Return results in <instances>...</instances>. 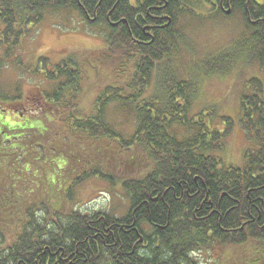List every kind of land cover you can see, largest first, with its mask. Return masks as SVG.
Masks as SVG:
<instances>
[{
  "label": "trees",
  "instance_id": "trees-1",
  "mask_svg": "<svg viewBox=\"0 0 264 264\" xmlns=\"http://www.w3.org/2000/svg\"><path fill=\"white\" fill-rule=\"evenodd\" d=\"M206 8L225 17L237 12L245 32L229 50L201 60L203 76L229 74L237 65L250 64L264 76V1L142 0L135 8L130 0H0V46L15 49L45 15L65 10L103 25L106 55L99 58L115 55L116 62L113 81L99 90L90 113L84 114L77 96L89 66L85 69L87 64L79 63L75 52L53 63L39 58L41 74L51 85L40 98L28 100L36 101L33 111L42 117L28 116L31 126L11 130L27 134L7 159L27 154V159L14 158L15 164L30 163V156L31 161L55 164L60 154L75 161L67 176L70 188L92 177L109 183L120 178L129 202L119 218L107 212L51 211L50 197L61 196L67 202L74 191L47 178L42 185L46 194L25 207L12 236L2 221L13 202L0 199V264H199L194 254L204 249L239 246L248 240L264 248L263 82L252 77L253 92L239 96L247 145L242 162L233 164L222 155L231 118L217 115L214 106L193 113L197 80H178L171 73L173 60L185 50L181 46L186 28L180 22L201 18ZM154 77L155 87L145 96ZM12 99L22 103L19 92ZM111 105L133 118L128 137L108 122ZM221 121L230 124L221 129ZM78 142L97 144L117 158L127 156L129 173L121 166L111 169L102 158L70 160L71 148L66 147L78 149Z\"/></svg>",
  "mask_w": 264,
  "mask_h": 264
},
{
  "label": "rangeland",
  "instance_id": "rangeland-1",
  "mask_svg": "<svg viewBox=\"0 0 264 264\" xmlns=\"http://www.w3.org/2000/svg\"><path fill=\"white\" fill-rule=\"evenodd\" d=\"M256 1L262 3L264 0ZM179 25L186 28V43L181 46L185 50L181 49L178 53L179 56H176L171 64L172 77L178 80L184 78L197 80L198 93L194 101L193 113L204 110L208 106H214L217 115L231 118L232 126H229L230 123L227 125L226 122H220L221 129L226 126L231 128L222 155L226 163L239 164L242 162L247 145L245 132L241 127L242 114L239 96L241 93L253 92L250 83L252 77L261 80L264 85V76L262 73H258L256 67L251 64L242 66L236 64V68L229 74L227 73L228 75L203 76L202 68L199 65L204 57L229 50L234 46L237 38L244 36L242 34L245 32V26L241 16L237 12L231 13L227 17L214 15L206 8V10H201V18L185 17ZM105 32L106 29L103 28V25L89 23L74 12L60 10L45 15L43 21L34 28L32 33L21 39L15 49L6 48L4 45L0 46V61H2L0 64V103L5 104L6 107L17 106L19 99L12 98L18 92L19 95H22V99H20L22 104L29 106L31 102L34 103L26 96L38 99L41 93L48 90L51 85L41 74L44 67L39 58L43 57L46 59L45 62L53 63L66 54L75 52L76 60L82 65L87 64L85 69L86 66H89L90 70L87 72L82 92L77 96L79 108L84 114L90 113L99 90L113 81L115 55L99 58L106 55L103 54L106 51L104 48ZM5 53H9L10 56L4 57ZM154 81L156 83V77L147 86L145 96L152 92L155 87ZM159 85L161 86V84ZM5 113L7 116L10 114L9 110H6ZM5 113L0 114V119H8ZM26 115L29 117L35 115L37 119L42 117L36 110H31ZM11 117L14 115L11 114ZM14 118H18V116ZM107 120L113 125L115 131L124 137H128L133 131V118L113 105L108 109ZM31 123L32 126L35 125L33 121ZM18 127L15 126V128ZM8 129L0 128V199L5 202L8 200L7 198L12 199L13 204L9 205L3 213L2 226L14 236L16 234L15 225L21 221L25 207L37 202L38 198H43L46 194H44L45 190L42 185L47 181V178L50 183L59 184L58 186L63 190L69 187L71 181L67 176L71 170L70 163H75V161H66L63 156L58 154L56 161L53 162L55 164H52V160L31 161L30 156L28 160L30 163L25 161L18 166L19 164L18 162L15 164V160H22V157L27 159V154L20 156L21 158L12 155L9 159H7V154L10 149L20 145L17 141L27 132L25 130L15 132V130L11 131V128ZM76 147L78 149L71 145L66 147V149L71 148L70 156L65 153L70 160L72 158L75 160L88 159V157L90 160L102 158L104 164L111 165V169L118 166H121L126 172L129 169V165H125V162L128 161L126 160L127 156L117 158L116 155H108L109 150L101 149L97 144L78 142ZM119 179L115 178L114 182L109 183L95 177L88 178L73 189L68 188V190L74 191V196L70 201H62L61 196L50 197L49 208L51 211L62 209L63 212L77 209L85 214L107 212L115 217H122L126 214L129 202L121 188ZM38 185L39 187L36 188ZM29 191L34 194L29 195ZM9 194H12L13 197ZM258 244L257 241L248 240L239 246H222L213 250L204 249L194 255L198 258L199 264H264V248L259 247Z\"/></svg>",
  "mask_w": 264,
  "mask_h": 264
},
{
  "label": "flooded vegetation",
  "instance_id": "flooded-vegetation-1",
  "mask_svg": "<svg viewBox=\"0 0 264 264\" xmlns=\"http://www.w3.org/2000/svg\"><path fill=\"white\" fill-rule=\"evenodd\" d=\"M130 3L133 7L137 8L138 4L142 3V0H130ZM155 8L158 10H162L163 6L157 5V7H155ZM150 9L151 8H148L147 12H149ZM162 17L163 16H160V18H162ZM89 19H92V17L91 18L89 17ZM144 29H145V27H144ZM26 97H27V99H29L28 96H26ZM34 104H36V102H34V103L31 102V104L29 106H25L22 103L18 104L17 106H7V107L5 104H3V106H4V107L2 106L3 108L0 106V111L2 113H5L6 110H9V112H10L9 116H7L5 113V116L8 117V119H5V120L0 119V128L4 127V130L5 129L9 130L8 128H11L13 130V129H15V126H31L26 121V119H28L29 117L25 114L28 113L27 111L30 112L31 110L34 109ZM18 108H23V111H20V113H19ZM11 114H13L14 117L18 116V118L11 117Z\"/></svg>",
  "mask_w": 264,
  "mask_h": 264
},
{
  "label": "water",
  "instance_id": "water-1",
  "mask_svg": "<svg viewBox=\"0 0 264 264\" xmlns=\"http://www.w3.org/2000/svg\"><path fill=\"white\" fill-rule=\"evenodd\" d=\"M227 13L229 12V10L226 11Z\"/></svg>",
  "mask_w": 264,
  "mask_h": 264
}]
</instances>
